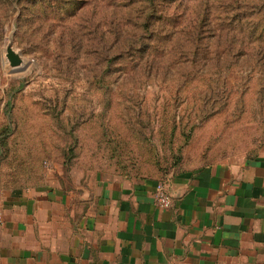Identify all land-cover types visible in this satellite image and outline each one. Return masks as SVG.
<instances>
[{"label":"rangeland","instance_id":"1","mask_svg":"<svg viewBox=\"0 0 264 264\" xmlns=\"http://www.w3.org/2000/svg\"><path fill=\"white\" fill-rule=\"evenodd\" d=\"M263 153L264 0H0V190Z\"/></svg>","mask_w":264,"mask_h":264},{"label":"crops","instance_id":"2","mask_svg":"<svg viewBox=\"0 0 264 264\" xmlns=\"http://www.w3.org/2000/svg\"><path fill=\"white\" fill-rule=\"evenodd\" d=\"M160 181L169 208L156 205ZM0 264H264V153L167 178L56 171L0 190Z\"/></svg>","mask_w":264,"mask_h":264},{"label":"built area","instance_id":"3","mask_svg":"<svg viewBox=\"0 0 264 264\" xmlns=\"http://www.w3.org/2000/svg\"><path fill=\"white\" fill-rule=\"evenodd\" d=\"M155 202L160 208H169L172 205V199L164 181H160L156 186Z\"/></svg>","mask_w":264,"mask_h":264},{"label":"water","instance_id":"4","mask_svg":"<svg viewBox=\"0 0 264 264\" xmlns=\"http://www.w3.org/2000/svg\"><path fill=\"white\" fill-rule=\"evenodd\" d=\"M18 63H19L18 60L14 62V64H18Z\"/></svg>","mask_w":264,"mask_h":264}]
</instances>
